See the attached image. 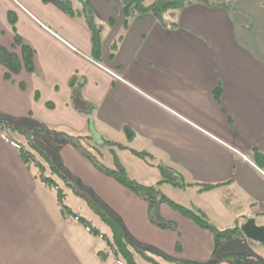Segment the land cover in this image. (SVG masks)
Listing matches in <instances>:
<instances>
[{
	"label": "crops",
	"instance_id": "crops-1",
	"mask_svg": "<svg viewBox=\"0 0 264 264\" xmlns=\"http://www.w3.org/2000/svg\"><path fill=\"white\" fill-rule=\"evenodd\" d=\"M86 1L104 27L98 56L90 31L54 3L0 0V47L19 59L22 46L29 48L34 66L32 74L23 66L12 74L0 64V117L91 136L101 147L106 140L149 154L153 165L121 150L135 157V165L148 167L140 168L143 173L159 164L170 170L171 179L193 184L160 187H167L165 196L178 205L181 196L175 191H193L196 201L188 209L203 212L217 229L241 228L250 219L264 227V161L258 164L253 153L264 155V39L258 10L244 0H192L177 12L175 29L162 28L148 14L125 28L117 0ZM9 13L16 18L21 45ZM254 23L257 37L251 36ZM73 78L93 105L89 116L72 105ZM219 85L221 103L214 97ZM59 154L64 171L117 216L136 242L178 260H215L213 232L164 203L159 216L175 229L156 227L144 200L99 172L73 146L64 145ZM38 183L0 132V264H117L100 259L105 243L66 220L60 209L59 216ZM195 184L220 186L201 191ZM230 243L221 244L218 264H233L222 259L232 254ZM138 263L151 264L142 258Z\"/></svg>",
	"mask_w": 264,
	"mask_h": 264
},
{
	"label": "trees",
	"instance_id": "trees-1",
	"mask_svg": "<svg viewBox=\"0 0 264 264\" xmlns=\"http://www.w3.org/2000/svg\"><path fill=\"white\" fill-rule=\"evenodd\" d=\"M44 2H52L62 9L69 17L82 23L92 35V44L94 53L98 56L102 50V33L104 27L97 24L94 19V14L86 0H43ZM122 7L124 16V27L127 28L133 18L138 15H151L164 29H175L177 23L175 16L178 11L193 5L192 0H117ZM229 1V0H228ZM209 7H224V2L210 3L203 1ZM230 3V2H229ZM9 23L15 33V42L21 45L20 38L16 34L15 25L16 18L14 14L9 13ZM110 25H114V20L109 21ZM122 37L119 38V40ZM112 51H116L117 43L112 46ZM113 56V54H112ZM0 64L6 67L10 73L16 74L23 66L25 70L32 74L34 72L33 66V52L22 46V57L19 59L16 55L7 53L0 47ZM6 79H11V74L6 75ZM72 93V105L76 111L86 116H89L94 109L93 105L87 102L82 94V89L79 81L73 78L70 83ZM222 88L219 85L215 91L214 97L217 103H221ZM35 99L39 100V94H36ZM48 108L53 109V105L48 104ZM0 132L5 136V140L9 142L17 150L22 163L27 170L33 174V179L40 181L45 187L56 192L57 203L60 212L65 219H72L76 224L83 227L87 233L92 237L98 238L105 243V250L98 255L102 261L113 259L117 264H139L138 258H142L151 264H200L185 260L174 259L156 249L145 247L136 242L126 231L121 220L115 216L106 206L90 197L81 188L73 178L64 171L61 165L60 150L64 145L73 146L83 157H85L99 172L103 175L112 178L124 188L128 189L136 196L144 200L149 206V219L153 225L161 229L174 230L173 223L164 222L158 212L160 204H168L171 208L179 211L185 217L191 219L202 229L213 232L216 240V250L214 253L215 260L209 264H218L219 260L216 257L219 254L221 244L223 242H232L238 236H244L241 228L235 226L233 228L219 230L217 229L206 215L200 210H193L185 208L170 200L167 196L161 195L159 191L160 185L163 183H171L174 186L186 188L193 184H185L182 178L166 179L159 182L156 186H147L140 184L138 181L130 179L126 171L120 167L119 159L115 150H111L114 157L116 167L118 169L108 168L100 160L103 157V146H114L119 150H130L134 155L143 159L150 165L153 157L149 154L137 152L131 148L125 147L121 144H116L111 141H104L102 147L97 145L91 136L74 135L68 131L57 130L43 125L31 124L20 125L16 122L7 121L0 117ZM133 134L128 133L129 140L133 139ZM255 161L261 164L264 161V155L254 150ZM158 167L165 175V168ZM65 186L71 193L84 200L92 214L99 219L105 226L106 231L96 226L94 222L86 217L75 212L72 208L65 204L67 192L61 187ZM201 191H211L220 185H199ZM245 237V236H244ZM248 240V239H247ZM249 241V240H248ZM249 243H255L249 241ZM234 254L224 256L223 260H228L233 264H239L235 260Z\"/></svg>",
	"mask_w": 264,
	"mask_h": 264
},
{
	"label": "rangeland",
	"instance_id": "rangeland-1",
	"mask_svg": "<svg viewBox=\"0 0 264 264\" xmlns=\"http://www.w3.org/2000/svg\"><path fill=\"white\" fill-rule=\"evenodd\" d=\"M153 1V0H151ZM258 0H244V3H248L247 8H255V10H258L257 13H259V17H261L262 19L260 20L261 23V28L263 29L261 31V35L260 38L262 37V39H264V3H262L261 6L257 5ZM264 2V0H263ZM234 4L233 3H228V7L234 8ZM258 16V14H257ZM241 17V15H240ZM251 22H253L250 19ZM256 25L254 23V28H251L252 31H254V33L251 34V36H255L257 37L258 35H256ZM114 149L117 153V155L119 156L120 159V167L121 168H125L128 172L127 176L131 179H136L137 181H139L140 183H143L144 185L147 186H156L159 182L166 180V179H170V178H174V175L172 173H170V170L165 168V175H163V173L161 174L160 172H158L160 169L156 164L155 167H150L152 168V171H150L149 169H145L146 173H143V171L140 168H148L145 167L146 165H141L144 163H141L140 165H135L133 160V158H135L130 152H123L119 149H116L114 146H103L102 147V153H103V157L100 156V160L103 162V164L111 169H118L116 167L114 158L112 156V152L111 150ZM160 166V165H159ZM161 170V169H160ZM33 175V174H32ZM40 182V181H39ZM41 184V183H38ZM42 187H39V193L43 194L44 197L43 199L46 201L47 198L46 196H48V198H50V200H52L53 202H55L57 204V208L55 209L56 212H58L59 214V206L58 203L56 202L57 197H56V192L53 191L52 189L46 188L45 186H43L41 184ZM61 187L64 188V190L68 191L65 186L63 184H61ZM174 188V187H173ZM168 188L164 187L161 188L159 187V191L161 193V195H165V193L168 192ZM173 191H171L170 193H172ZM176 193L178 192V194H180V198L177 201H181L179 203H182L181 206L183 205V207H192L191 203H195V198L192 196V194L194 193L193 191H191L190 189H187L185 191H175ZM68 196L65 200V204L67 206H69L70 208H72L74 211L78 212L80 215L86 217L87 219H90L92 221H94V224L98 227H100L102 230H107L105 228V226L99 221V219H97L92 212L88 209L86 203L84 202L83 199L78 198L74 195L71 194V191L69 190L68 192ZM175 200V201H176ZM178 203V202H176ZM47 204L49 205V202L47 201ZM180 205V204H179ZM60 216V214H59ZM62 220V217H61ZM68 221H72L74 222L72 219H66ZM75 223V222H74ZM228 243V242H227ZM228 250L232 251L231 253L234 254L236 256L235 260L239 263V264H264V245H260L258 243H249V241L247 240V238H245L244 236L242 237H237L233 243H230V245H228ZM222 251V250H221ZM223 253V251L221 252Z\"/></svg>",
	"mask_w": 264,
	"mask_h": 264
},
{
	"label": "water",
	"instance_id": "water-1",
	"mask_svg": "<svg viewBox=\"0 0 264 264\" xmlns=\"http://www.w3.org/2000/svg\"><path fill=\"white\" fill-rule=\"evenodd\" d=\"M241 231L248 240L264 244V227L258 226L255 219L248 220L241 227Z\"/></svg>",
	"mask_w": 264,
	"mask_h": 264
}]
</instances>
